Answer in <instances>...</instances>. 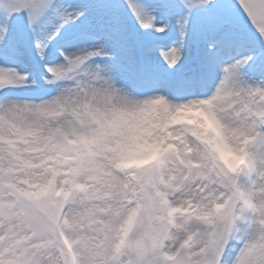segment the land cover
Here are the masks:
<instances>
[{
  "label": "snow or ice",
  "instance_id": "snow-or-ice-1",
  "mask_svg": "<svg viewBox=\"0 0 264 264\" xmlns=\"http://www.w3.org/2000/svg\"><path fill=\"white\" fill-rule=\"evenodd\" d=\"M0 264H264V0H0Z\"/></svg>",
  "mask_w": 264,
  "mask_h": 264
},
{
  "label": "clouds",
  "instance_id": "clouds-1",
  "mask_svg": "<svg viewBox=\"0 0 264 264\" xmlns=\"http://www.w3.org/2000/svg\"><path fill=\"white\" fill-rule=\"evenodd\" d=\"M181 115L184 116L185 114H181ZM197 115H200V113H189V114H187V118H194ZM239 159H242V157L237 158V162Z\"/></svg>",
  "mask_w": 264,
  "mask_h": 264
},
{
  "label": "rangeland",
  "instance_id": "rangeland-1",
  "mask_svg": "<svg viewBox=\"0 0 264 264\" xmlns=\"http://www.w3.org/2000/svg\"><path fill=\"white\" fill-rule=\"evenodd\" d=\"M21 70H24V69H21Z\"/></svg>",
  "mask_w": 264,
  "mask_h": 264
}]
</instances>
